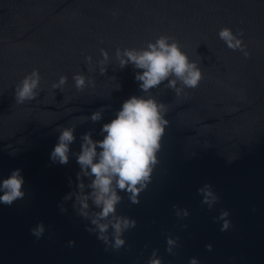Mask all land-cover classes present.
Wrapping results in <instances>:
<instances>
[{
	"label": "water",
	"instance_id": "1",
	"mask_svg": "<svg viewBox=\"0 0 264 264\" xmlns=\"http://www.w3.org/2000/svg\"><path fill=\"white\" fill-rule=\"evenodd\" d=\"M0 264H264V0H0Z\"/></svg>",
	"mask_w": 264,
	"mask_h": 264
}]
</instances>
